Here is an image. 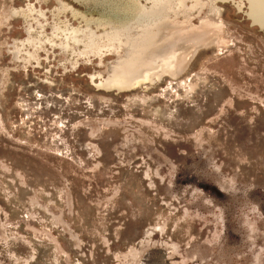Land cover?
I'll return each instance as SVG.
<instances>
[{"label": "rangeland", "instance_id": "1", "mask_svg": "<svg viewBox=\"0 0 264 264\" xmlns=\"http://www.w3.org/2000/svg\"><path fill=\"white\" fill-rule=\"evenodd\" d=\"M235 1L215 2L225 52L199 49L176 80L103 92L112 55L72 68L45 44L38 61L9 72L0 264H264V32ZM27 4L45 33L71 18L57 0H0V15ZM25 26L39 28L19 15L0 40L24 38ZM6 46L0 66L11 67ZM195 73L204 83L177 101Z\"/></svg>", "mask_w": 264, "mask_h": 264}, {"label": "bare ground", "instance_id": "2", "mask_svg": "<svg viewBox=\"0 0 264 264\" xmlns=\"http://www.w3.org/2000/svg\"><path fill=\"white\" fill-rule=\"evenodd\" d=\"M73 1H85V6L89 7L80 10L64 0H57V13L69 9L71 18L54 21L49 33L40 29L41 22L33 14L34 11L39 15L43 13L29 4L26 8L8 6L3 10L0 25L10 24L11 19L20 15L25 22L35 20L39 28L30 30L25 26V37L13 38L7 46L0 40V47L5 45L8 48L12 62L8 63L11 67L0 66V99L8 84L9 72L26 70L34 59L38 61V51L44 44L46 47L57 46L56 50L65 57L62 64L69 62L72 68L76 67L78 57L98 56L101 67L104 53L112 55L113 60L108 61L104 77L96 86L103 92L113 90L116 93H127L145 82L151 87L164 77L176 80L199 49L215 45V52L226 50V40L221 36L219 8L215 3L219 0ZM235 3L239 9L245 3L247 16L264 32V0H236ZM71 19H77V22L71 23ZM209 58L207 56L205 61ZM95 74L100 76L99 72ZM195 74L196 81L183 89L177 101L189 100V94L199 85L198 82L204 81L202 75ZM180 83L184 84V81ZM151 99L150 95L143 97L142 105L145 103L148 107ZM153 114L146 111L144 118L156 122Z\"/></svg>", "mask_w": 264, "mask_h": 264}]
</instances>
